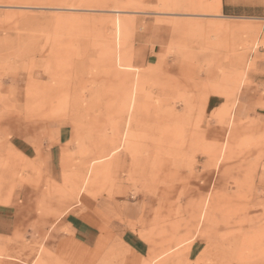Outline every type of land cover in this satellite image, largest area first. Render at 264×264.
<instances>
[{"label": "rangeland", "instance_id": "obj_1", "mask_svg": "<svg viewBox=\"0 0 264 264\" xmlns=\"http://www.w3.org/2000/svg\"><path fill=\"white\" fill-rule=\"evenodd\" d=\"M215 1L0 0V264H264V0Z\"/></svg>", "mask_w": 264, "mask_h": 264}, {"label": "crops", "instance_id": "obj_2", "mask_svg": "<svg viewBox=\"0 0 264 264\" xmlns=\"http://www.w3.org/2000/svg\"><path fill=\"white\" fill-rule=\"evenodd\" d=\"M215 100V99H213ZM236 113L238 114L239 117H245L247 115L248 107L245 103V101L241 100L235 108ZM261 116L264 119V109L261 111ZM260 117V116H259ZM119 152V149H114L109 153L108 157H111L110 161L108 162V171L110 176H115L118 177L121 175L122 171H126L128 175H130L133 171V158L130 160L123 159L121 160L119 155L117 154ZM104 158V157H103ZM107 158V157H106ZM104 160V159H103ZM95 162H92V167ZM88 183V180L85 179V185ZM95 211L99 214L101 217L105 218H126L128 220H133L136 217V206L130 202V200H108V199H98L95 202L94 205ZM111 213V215H109ZM76 221L78 224L77 227H75V237L76 241L81 240V235H80V229L85 227L81 223H79L77 220ZM73 224L75 222H72ZM81 224V225H79ZM85 229L88 230V232L92 233V231H95L96 227L91 226L90 227H85ZM85 232V233H88ZM83 233V232H82ZM85 237V236H84Z\"/></svg>", "mask_w": 264, "mask_h": 264}, {"label": "bare ground", "instance_id": "obj_3", "mask_svg": "<svg viewBox=\"0 0 264 264\" xmlns=\"http://www.w3.org/2000/svg\"><path fill=\"white\" fill-rule=\"evenodd\" d=\"M218 1H219V0H216V1H215V3H217V4H218Z\"/></svg>", "mask_w": 264, "mask_h": 264}, {"label": "built area", "instance_id": "obj_4", "mask_svg": "<svg viewBox=\"0 0 264 264\" xmlns=\"http://www.w3.org/2000/svg\"><path fill=\"white\" fill-rule=\"evenodd\" d=\"M263 165H264V163H263Z\"/></svg>", "mask_w": 264, "mask_h": 264}]
</instances>
